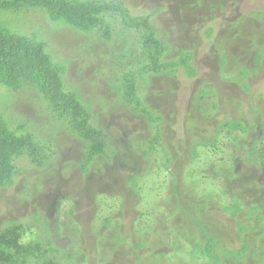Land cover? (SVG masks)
<instances>
[{"label":"rangeland","instance_id":"obj_1","mask_svg":"<svg viewBox=\"0 0 264 264\" xmlns=\"http://www.w3.org/2000/svg\"><path fill=\"white\" fill-rule=\"evenodd\" d=\"M119 1L134 15H152L168 48L165 60L193 51L197 76L180 68L176 76L162 74L150 86L141 84L150 112L163 118L153 123L134 114L112 89L111 76L124 67L117 54L121 44L100 36L84 44L85 38L79 41L40 11L24 19L11 15L15 25L22 22L19 28L46 39L57 62L68 64L65 86L91 108L109 149L108 157L82 172L83 141L51 126L34 92L17 95L0 87L1 110L12 128L24 123L57 149L44 168L27 158L18 161L13 187L0 188V228L7 221L33 226L23 242L54 241L63 250L61 264H72L69 255L76 249L81 251L76 264H213L189 253L198 238L206 241L197 219L218 238L221 264H264V0ZM9 16L3 13L2 20ZM203 89L214 93L200 98ZM229 120L249 130L226 125ZM156 133L171 159L167 168L162 148L148 151ZM216 135L215 146L195 147ZM231 205L242 208L235 219L223 211ZM253 207L260 212L251 217ZM104 218L113 228H102ZM245 238L250 244L245 259L226 254L225 249L239 250Z\"/></svg>","mask_w":264,"mask_h":264},{"label":"trees","instance_id":"obj_2","mask_svg":"<svg viewBox=\"0 0 264 264\" xmlns=\"http://www.w3.org/2000/svg\"><path fill=\"white\" fill-rule=\"evenodd\" d=\"M31 11H40L54 26L71 30L78 36L79 41L85 38L84 44L95 41L92 40L95 36L102 37L107 43L121 44L117 54L119 63L124 67L118 77L111 76L112 89L134 114L144 115L153 123L163 118L155 117L150 112L139 92L141 84L143 87L150 86L154 78L162 74L176 76L180 68L185 69L190 78L197 76L193 65V51H183L178 59L165 60L168 48L158 37L159 30L152 23V15H134L122 1L0 0V87L17 95L34 92L43 102L40 109L47 113L45 117L49 124L60 126V130L66 135H75L83 141L85 154L80 167L84 173L90 171L98 158L108 157L109 138L103 128L93 124L91 108L82 103L76 92L67 90L64 78L68 73V64L54 59L47 49L48 42L38 31L28 34L23 27L19 28L20 21L15 25L10 20L13 14L18 19H24L25 13ZM3 13H9L7 21L2 20ZM211 34L212 30L209 29L208 37ZM117 64L113 60L110 66L115 68ZM247 74L250 72L247 71ZM211 93H214L213 89H203L200 98H206ZM3 98L0 97V188L8 189L13 187L19 173L18 161L27 158L32 165L44 168L53 159L57 149L46 139H37L24 123L12 128L9 119L1 110L5 104ZM46 124L48 123L44 122ZM226 125L234 129L239 127L243 132L249 130L243 122L229 120ZM45 127L49 128L48 125ZM55 133L57 129L52 132V136ZM159 136L156 133L150 140L148 151L151 155L157 146L162 148L166 155L167 168L171 159L163 144L159 143ZM218 139L219 136L216 135L211 143L197 141L195 147L215 146ZM148 151L144 152V156L148 155ZM130 184L134 190L137 189L138 184L134 180ZM223 211L235 219L242 208L234 205L223 206ZM259 212L258 208L253 207L249 216H256ZM193 222L206 237V241L198 238L189 253L194 254L195 259L203 257L213 264H221V255L224 253L217 251L220 245L218 238L197 219ZM112 224L113 221L109 218L100 220L102 228L111 229ZM34 230L33 226H25L17 221L3 223L0 228V264H61L59 256L63 250L54 241L37 238L23 242ZM246 231L245 227H241L242 234ZM76 241L79 242V239L73 240V243ZM118 243H122V240L118 239ZM140 246L143 245H138L136 249ZM249 251L250 244L246 238L239 250L225 249L226 254L237 261L245 259ZM80 254V249H76V254L69 255L72 264H76V258Z\"/></svg>","mask_w":264,"mask_h":264}]
</instances>
